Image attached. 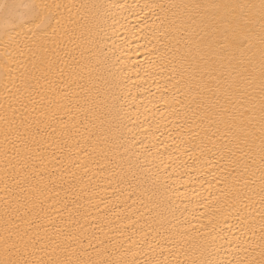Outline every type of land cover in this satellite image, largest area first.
Instances as JSON below:
<instances>
[{
    "label": "bare ground",
    "instance_id": "bare-ground-1",
    "mask_svg": "<svg viewBox=\"0 0 264 264\" xmlns=\"http://www.w3.org/2000/svg\"><path fill=\"white\" fill-rule=\"evenodd\" d=\"M15 2L67 6L53 14L72 23L55 37L49 28L35 55L23 35L19 45L0 38V259L7 240L10 258L30 264H264L259 139L253 165L247 149L213 135L212 93L197 87L202 77L231 107L229 85L246 69L259 77L261 0ZM197 3L256 5L234 13L253 21L251 47L189 55L190 35L222 41L219 21L233 13L182 7ZM34 71L40 85L26 88Z\"/></svg>",
    "mask_w": 264,
    "mask_h": 264
},
{
    "label": "snow or ice",
    "instance_id": "snow-or-ice-1",
    "mask_svg": "<svg viewBox=\"0 0 264 264\" xmlns=\"http://www.w3.org/2000/svg\"><path fill=\"white\" fill-rule=\"evenodd\" d=\"M62 6L60 4H49V3H19L12 0H0V24L3 26V32L0 34V38H6V43H16L19 45L21 35L28 38L29 44H25L28 51L32 52L33 55L36 54L35 50H43L45 48V42L47 41L48 29L52 28L51 35L55 37L61 32H66L67 29L65 25H70L72 23L69 17L65 20L62 15L59 19L53 14L54 9H60ZM103 7V6H99ZM176 7V6H173ZM186 10H200V9H224L232 8L233 13H230L229 17H222L219 21L220 24L224 25L220 35L223 36V40H209L206 36L211 35L216 36V31L212 33H205L204 36H200L199 33L189 36V40L194 44V48H189V55L192 51H197L198 53H208L213 59L223 58L234 51L244 50V45L248 44L251 47L249 41L248 32L251 30L247 27L248 24L253 23L251 19L241 22V17L235 15V9L249 8L253 9L256 5H219V4H192L183 5ZM260 12V22H261V56H260V71L259 77L257 78L254 71L246 69L247 75L243 76V79L238 83V85L233 88L229 85V88L225 90L224 95L228 96L231 102V107L220 103V96L216 94L212 88L208 86V83L200 77L197 80V87L207 88L212 94L207 97L209 109H216L213 112L215 119L212 121L217 125L216 132L221 133L225 137H231L232 142L241 151L244 152L247 149L245 155L248 156L249 160H252V164H255V160L252 159V153L256 147V139H259V171L260 179L262 181V191H264V0H261L259 5ZM56 19L55 27L52 26L51 21ZM188 21L191 23H196V17L189 15ZM201 24L204 23L203 18H201ZM196 37H199L198 39ZM55 42V41H53ZM215 45H218L216 47ZM35 49V50H34ZM181 59H184L182 57ZM200 59L203 60L204 56L201 55ZM48 63L51 65L50 61H47L46 56L40 57V63ZM150 66L154 62H149ZM171 63V62H169ZM249 64H251V58L249 59ZM191 67V65H189ZM208 63H205V67ZM167 65L161 64L160 69L163 70ZM36 70H40L37 65L34 64ZM200 66L197 64L191 76L193 79L196 78ZM175 72V68L172 69ZM147 71V70H146ZM139 72V68H137ZM42 76H37L35 71L29 74V77L24 80L25 87H31L32 81H35V87H39L40 79ZM183 79V77H181ZM257 79L259 83L257 84ZM181 80H177L179 84ZM115 83V81H114ZM189 87L191 88V82L189 81ZM118 87V85H117ZM119 97H117V101ZM119 113L120 105H114ZM7 119V117L5 118ZM212 119V117H209ZM259 127L257 129L256 124ZM50 127L51 125H46ZM42 130L37 128L33 136L39 135ZM55 131V129H53ZM257 132L259 133L257 137ZM7 135V131L5 133ZM26 143V142H25ZM251 165L245 161V169L247 170ZM254 174V173H253ZM262 203H264V196H262ZM261 227L264 228V214L261 215ZM23 238H21L22 240ZM16 244H12L10 247L5 241L4 249V259H0V264H30L29 261L23 259H12L10 258V253L13 249H16ZM66 251V250H65ZM31 264H48V262L43 261H33ZM51 264H112L111 261L103 260H81V259H56ZM203 264V262H202ZM206 264H213L212 261H207Z\"/></svg>",
    "mask_w": 264,
    "mask_h": 264
}]
</instances>
